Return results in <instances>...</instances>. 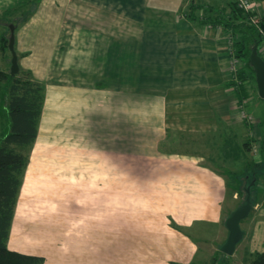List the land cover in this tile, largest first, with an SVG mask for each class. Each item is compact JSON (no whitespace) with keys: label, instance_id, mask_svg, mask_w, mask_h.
I'll return each mask as SVG.
<instances>
[{"label":"crops","instance_id":"0c3cea01","mask_svg":"<svg viewBox=\"0 0 264 264\" xmlns=\"http://www.w3.org/2000/svg\"><path fill=\"white\" fill-rule=\"evenodd\" d=\"M248 1L263 17L264 0ZM232 2L0 0L2 16L19 21L10 24L18 67L45 87L33 145L53 137L102 143L107 153L143 162L155 171L152 179L164 182L163 193L136 192L115 209L65 211L68 221H53V237L23 254L43 257V264H200L198 244L172 222L222 230L216 247L224 243L233 210L225 208L251 173L249 149L259 145L264 115L257 98L259 119L241 116L228 70L229 37L201 21L203 9L227 13ZM6 66L0 50V70ZM259 181L233 256L241 249L264 252V178ZM162 202L179 205L167 213ZM108 226L116 228V240Z\"/></svg>","mask_w":264,"mask_h":264},{"label":"rangeland","instance_id":"374dc122","mask_svg":"<svg viewBox=\"0 0 264 264\" xmlns=\"http://www.w3.org/2000/svg\"><path fill=\"white\" fill-rule=\"evenodd\" d=\"M233 1L235 2V0ZM22 8L25 9V5ZM202 8L204 7L200 6L196 11ZM207 10L208 8L203 9L202 13ZM29 11L22 12L20 17L26 18ZM197 13L199 14V12ZM0 15L2 17L0 18V29L8 38V26L10 24L17 26L19 21L13 20L11 17L9 20L7 19L8 16L5 18L2 13ZM14 17L16 16L14 15ZM4 18L7 20H4ZM262 56L264 57V54ZM237 62L238 70L246 68L244 61L238 58ZM9 68L10 63L7 60L6 70L9 71ZM243 84L247 85L249 97L243 106L238 104V109L247 117L249 123H254L257 121L256 118L259 119L260 116V111L257 112L259 108L257 109L256 105L259 102L256 83L248 78ZM249 103L251 109H247ZM53 138L55 140H51L48 145L35 144L28 151V161L21 178V187L7 243L9 249L21 253L36 252L40 243L50 239L51 236L53 237L52 225L55 219L58 220L62 217V220L68 221L69 217L65 216L69 214L65 211H69V209L93 211L115 209L126 204L125 199L129 198L127 195L136 192L140 194L150 192L161 194L164 192V182L160 181L158 183V181L152 179V177H156L155 171L144 168L147 166L143 162L140 166L137 161L107 153L102 143L88 146V144H80L76 140L63 144L59 143L56 137ZM257 148L256 144L252 143L250 145L251 160L248 161L252 165L261 161ZM256 169L258 168L256 167ZM261 169L264 170V167ZM261 169L258 170L262 171ZM149 172L153 173L151 177ZM157 172L163 173L165 171L161 169ZM257 178L260 180L259 182H262L264 177L263 175H257ZM262 191H264V188ZM123 195H125V198ZM242 201L243 196L240 194L237 200L227 202L225 210H234L241 205ZM256 201H258L257 198ZM178 205L179 203L176 202H162L159 204L160 208L167 213H171V209L172 211L177 209ZM175 212L177 213V211ZM104 220L107 219L104 217ZM171 224L174 230L187 233L198 244L199 263L211 264L212 257L217 251L215 241L219 236L223 239L224 232L222 230L218 232L217 229L208 225L182 229L173 222ZM72 230L66 229V234H69ZM104 230L106 233L109 231V236L110 233L117 232L116 228L111 226ZM114 235L116 240L117 235L113 234L112 236L114 237ZM145 239L147 238L145 237ZM241 250L235 256L219 255L215 264H243L244 252Z\"/></svg>","mask_w":264,"mask_h":264},{"label":"trees","instance_id":"16d2710c","mask_svg":"<svg viewBox=\"0 0 264 264\" xmlns=\"http://www.w3.org/2000/svg\"><path fill=\"white\" fill-rule=\"evenodd\" d=\"M228 8L229 11L224 13L213 11L209 7L204 12L201 21L228 35L232 41L230 47L232 57L245 62L246 68L237 70L235 79L230 82L240 95L238 103L242 104L249 97L247 85L243 82L251 78L255 83L254 73L249 66L251 49L249 47L258 43V54L264 59L259 51L264 41V31L259 32L261 25H264V16L256 27L249 22L253 14L240 9L237 2L230 3ZM197 9L198 7L195 8ZM8 44L9 37L1 33L0 50L11 63ZM44 90V85L34 80L29 72L20 68L16 74H11L10 68L9 71L0 70V264H43L44 262L43 257L23 254L10 250L7 246L21 187V178L28 161L27 154L38 133ZM261 101L264 103V100L261 99ZM260 127L262 137L257 149L263 161L258 165L255 163L252 165L248 171L251 173L244 175L245 181L239 188L243 196L242 203L247 195L246 189L249 188L252 208L257 203V175L264 176V170L261 169L264 167V115L260 121ZM219 255L226 256L217 247L211 264H215ZM242 262L243 264H264V252L245 253Z\"/></svg>","mask_w":264,"mask_h":264},{"label":"water","instance_id":"95a60500","mask_svg":"<svg viewBox=\"0 0 264 264\" xmlns=\"http://www.w3.org/2000/svg\"><path fill=\"white\" fill-rule=\"evenodd\" d=\"M14 25H9V44L8 48L11 54L10 73L16 74L19 70L17 55L14 51ZM264 31V25H261ZM258 43H255L249 54V66L254 73L258 97L264 100V59L258 54ZM245 201L235 208L225 219L224 227L227 230L226 240L219 246V251L226 255L232 256L236 246L242 241L244 232L241 229V222L245 220L252 210L249 188L246 189Z\"/></svg>","mask_w":264,"mask_h":264},{"label":"built area","instance_id":"2783aa9c","mask_svg":"<svg viewBox=\"0 0 264 264\" xmlns=\"http://www.w3.org/2000/svg\"><path fill=\"white\" fill-rule=\"evenodd\" d=\"M235 2H237V6L240 9H242L244 12L253 14L249 18V22L257 27L258 24H259L260 19L262 18V16L256 14V12H255V4L250 2V1H247V0H235ZM259 32L262 33L261 28L259 29ZM228 47H229V55H230V61H229L228 70L230 72L231 79L234 80L235 79V74H236V72L238 70L237 69L238 68L237 67L238 62H237V59L232 57V55H231V48H230L231 47V38H228ZM259 51H260L261 54H264V41H263V44L261 45ZM246 101L247 100H245L241 105L243 106L246 103ZM241 116L243 118H247L242 112H241Z\"/></svg>","mask_w":264,"mask_h":264}]
</instances>
